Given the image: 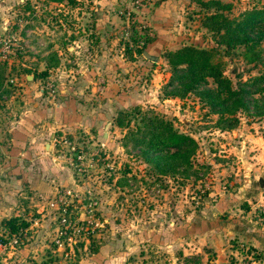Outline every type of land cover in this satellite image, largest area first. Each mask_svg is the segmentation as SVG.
<instances>
[{
  "label": "rangeland",
  "instance_id": "1",
  "mask_svg": "<svg viewBox=\"0 0 264 264\" xmlns=\"http://www.w3.org/2000/svg\"><path fill=\"white\" fill-rule=\"evenodd\" d=\"M202 1L0 0L1 180L16 197L13 212L29 219L15 260L212 264V217L237 255V233L248 229L260 237L249 248L264 257V25L251 32L258 58L247 61L244 46L220 42L206 19L215 10L238 17L264 0ZM185 44L217 49L239 98L227 100L229 110L211 103L217 86L206 71L171 76L165 53ZM153 115L193 137L189 165L166 158L172 149L159 152L164 172L144 160L130 136L146 138ZM64 207L72 226L55 249ZM192 229L204 252L178 254L177 237Z\"/></svg>",
  "mask_w": 264,
  "mask_h": 264
},
{
  "label": "trees",
  "instance_id": "2",
  "mask_svg": "<svg viewBox=\"0 0 264 264\" xmlns=\"http://www.w3.org/2000/svg\"><path fill=\"white\" fill-rule=\"evenodd\" d=\"M201 3L205 6L214 4L216 8L227 7L226 3H222L219 0H208L202 1ZM206 19L211 22L214 30L219 33L220 42L231 44V46L235 42H240L244 46L243 53L247 57V61H253L258 58V51L255 50V45H257L258 40L251 35V32L258 25H264V5L244 9L238 17H228L221 11L215 10L209 13ZM261 36L262 33L259 34V37ZM217 54L218 51L215 47H197L191 44H185L174 50H167L165 58L171 68V76L173 78H192L195 75L201 74L203 71L210 74L217 86L216 92L212 93L211 103L217 105L219 109L229 110L227 100L232 98L231 102L234 103L239 98L237 97L236 90L230 89V82L222 73L220 67L222 62ZM223 87L228 92L224 96L219 94ZM123 115L125 114L118 112L115 121L117 125L124 124L122 123ZM145 132H147L146 138L143 135L130 136L136 144L143 145L141 152L145 161L152 162L159 170L164 172L165 168L160 165L158 160L161 156L159 152L172 149V152L165 155L166 158H178L181 163L183 162L185 165H189V155L195 148L193 137L178 131L169 121L156 117L155 115L146 118L143 134ZM23 226H27V222L15 216L0 219V229L4 230L3 232L7 231V235L17 232Z\"/></svg>",
  "mask_w": 264,
  "mask_h": 264
},
{
  "label": "crops",
  "instance_id": "3",
  "mask_svg": "<svg viewBox=\"0 0 264 264\" xmlns=\"http://www.w3.org/2000/svg\"><path fill=\"white\" fill-rule=\"evenodd\" d=\"M54 110L55 108L52 107V109L51 108L49 109V112L53 113L55 112ZM43 112L48 113V109L40 110L39 114H43ZM0 156L1 157L7 156V149L1 141H0ZM2 159L5 160L6 158H2ZM6 173H7L6 171H3L2 169H0V219L3 217H9V216H19V218L24 219L26 217L23 216L24 214H22V212L20 211L13 212L16 206L15 205L16 197L12 194L11 195L7 194L3 190L2 184H4V181H2L1 179H3L2 177H5ZM24 220L27 222V226H28L29 219H24ZM222 229H224V227ZM247 230L245 229V231H240L239 233H237L240 238H243V241L241 243L247 244V245L251 244V245L259 246L258 239L260 240V237H257L258 235L257 236L252 235ZM3 231L4 230L0 229V234L4 233ZM228 232L231 233L232 230ZM195 235L198 236L196 238H199V234H194V230L192 229L189 232L183 234L182 236L180 235L177 237L178 243L182 244L180 249H177L178 254L180 253L182 255H186L192 252L196 254L197 252H200L201 250H202L201 252H204L203 248H199L195 243L193 244V242L189 239L190 237L194 238L193 236ZM241 235L243 237H241ZM208 238L212 239V264H225L224 263L225 259L226 257H228L229 254H232V255L234 254L235 259L239 257V255H237V251H238L237 247H231V245L229 244V239L225 237H221L220 230L216 228V222L213 217H212V233L210 234V237ZM182 241L187 244L190 243L192 247L190 245L188 246L184 245ZM193 247H196V248L192 249ZM261 247L264 249V244H262ZM13 252H14L13 249H10L0 254V264H6V263L7 264H23V262H19L17 258L15 260V257H11ZM10 257L11 259H8ZM6 259L8 260V262ZM234 264H238V261L237 262L235 261Z\"/></svg>",
  "mask_w": 264,
  "mask_h": 264
},
{
  "label": "built area",
  "instance_id": "4",
  "mask_svg": "<svg viewBox=\"0 0 264 264\" xmlns=\"http://www.w3.org/2000/svg\"><path fill=\"white\" fill-rule=\"evenodd\" d=\"M65 192H68L67 190H65ZM56 198V199H54ZM57 200H60L56 197V195L54 194L50 200L48 201V204L53 208V209H57L58 208V202ZM70 213L66 212V208H62L61 211L55 215V221L56 224L53 227V230L55 231V237L56 239L55 241V249H58L61 244H62V240L59 239V236L61 235H67L68 232H70V227L72 226V221H70V217H69ZM34 222H36V220H34ZM24 231V227L23 228H19L17 230V232L15 233H11L9 235H7V231L4 232V234L2 233V237H0V254L13 249V247L20 241V234L23 233ZM241 248H243V253L242 250L239 254V258H238V264H264V257L262 256H258L257 258H255V254L254 252L249 248V245L247 244H243L241 243Z\"/></svg>",
  "mask_w": 264,
  "mask_h": 264
},
{
  "label": "water",
  "instance_id": "5",
  "mask_svg": "<svg viewBox=\"0 0 264 264\" xmlns=\"http://www.w3.org/2000/svg\"><path fill=\"white\" fill-rule=\"evenodd\" d=\"M142 53L145 55V57H147L149 59H155L156 58V56H151L148 53H146L145 51H143Z\"/></svg>",
  "mask_w": 264,
  "mask_h": 264
}]
</instances>
